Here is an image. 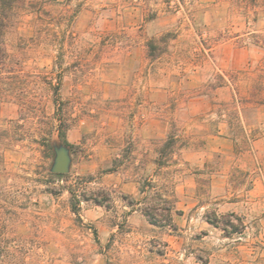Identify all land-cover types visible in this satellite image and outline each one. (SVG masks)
<instances>
[{"label": "rangeland", "instance_id": "rangeland-1", "mask_svg": "<svg viewBox=\"0 0 264 264\" xmlns=\"http://www.w3.org/2000/svg\"><path fill=\"white\" fill-rule=\"evenodd\" d=\"M75 31L0 113V264H264V0H87Z\"/></svg>", "mask_w": 264, "mask_h": 264}, {"label": "trees", "instance_id": "trees-1", "mask_svg": "<svg viewBox=\"0 0 264 264\" xmlns=\"http://www.w3.org/2000/svg\"><path fill=\"white\" fill-rule=\"evenodd\" d=\"M86 1L0 0V113L6 105H12L20 108L21 116L27 119L30 117L28 115L31 114V110L39 105L41 99L29 89V86L35 82L32 79L37 75L34 74L36 68H29L26 60L34 52L41 53L43 58L50 57L52 47L55 46L58 49L56 60L59 61L55 64L59 66L61 72L65 71L63 63L68 52L65 44L69 41V45L74 47L80 41L75 28ZM23 25L38 29V44L36 42L35 47L33 44L23 46L21 33ZM63 26L65 28H62ZM57 29L60 30L56 31ZM36 48L38 50H34ZM152 55L158 57L159 53L155 51ZM57 120L59 136L69 145L67 137L69 126L63 109ZM9 131L10 129L5 128L0 121V165L4 161L5 152L17 141L16 136H7ZM50 135L51 128L46 132V143ZM146 215L150 222L156 225L150 215L148 213Z\"/></svg>", "mask_w": 264, "mask_h": 264}, {"label": "water", "instance_id": "water-1", "mask_svg": "<svg viewBox=\"0 0 264 264\" xmlns=\"http://www.w3.org/2000/svg\"><path fill=\"white\" fill-rule=\"evenodd\" d=\"M70 166V157L68 152L63 149L58 152L53 171L55 173L63 174L67 173Z\"/></svg>", "mask_w": 264, "mask_h": 264}]
</instances>
